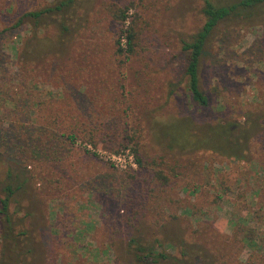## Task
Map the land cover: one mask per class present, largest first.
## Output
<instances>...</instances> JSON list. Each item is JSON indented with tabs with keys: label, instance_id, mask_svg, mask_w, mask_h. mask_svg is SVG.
<instances>
[{
	"label": "rangeland",
	"instance_id": "374dc122",
	"mask_svg": "<svg viewBox=\"0 0 264 264\" xmlns=\"http://www.w3.org/2000/svg\"><path fill=\"white\" fill-rule=\"evenodd\" d=\"M65 1L0 0V264H264V5L207 37L198 109L180 46L201 0L24 17ZM216 126L242 151L211 145ZM131 238L164 258L136 261Z\"/></svg>",
	"mask_w": 264,
	"mask_h": 264
},
{
	"label": "trees",
	"instance_id": "16d2710c",
	"mask_svg": "<svg viewBox=\"0 0 264 264\" xmlns=\"http://www.w3.org/2000/svg\"><path fill=\"white\" fill-rule=\"evenodd\" d=\"M73 0H67L65 2H60L57 5H53L51 7L45 8L40 10L39 12L28 13L27 17H32L34 19L40 17L43 14H54L60 12L64 7L70 6ZM202 7L201 13L203 15V23L199 30L192 36L190 41H182L181 42V52L185 56V64L183 67V76L185 78V89L189 100L192 104H194L198 109H206L208 107V99L206 95L200 91L198 86V72H199V62L201 55L203 53V48L206 43L207 37L209 34L214 30V28L224 21L225 19L229 18L230 16L234 15L239 11H244L253 7H258L264 5V0H238L235 3H230L227 5H214L210 0H201ZM60 15V13H59ZM123 16L119 18L120 21H124ZM37 22H35V25ZM62 31H66V27L61 26ZM131 34H126L124 37L125 46L127 49H121L119 47V42L116 41V52L121 53H130L131 50L129 48L130 41H131ZM8 58L7 55L1 50L0 48V73L5 70V63L7 62ZM228 129H222L221 126L212 127L210 129V134L215 136L213 138H217V134H219V140L217 143H210L215 148L222 150V152H226L227 150L231 149L228 148ZM243 146L234 145V147L230 150L231 153L241 152ZM5 193L4 197L0 199V214H2L9 223L7 217V206L9 203V198L12 195V192L9 187H5L3 189ZM127 248L130 253H132V257L138 262H156L158 258L163 259V254L160 253H153V248L151 246L141 245L137 243V241L133 238L128 240ZM193 258V257H190ZM174 263V259L168 257V261ZM195 258L190 260L189 258L182 261V264L191 263L193 264ZM177 264V263H175Z\"/></svg>",
	"mask_w": 264,
	"mask_h": 264
},
{
	"label": "built area",
	"instance_id": "2783aa9c",
	"mask_svg": "<svg viewBox=\"0 0 264 264\" xmlns=\"http://www.w3.org/2000/svg\"><path fill=\"white\" fill-rule=\"evenodd\" d=\"M132 166H133V163H132Z\"/></svg>",
	"mask_w": 264,
	"mask_h": 264
}]
</instances>
